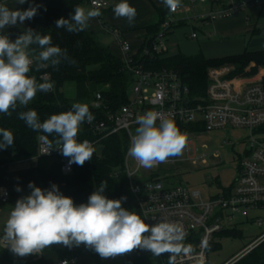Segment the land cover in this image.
I'll return each instance as SVG.
<instances>
[{"label":"built area","instance_id":"1","mask_svg":"<svg viewBox=\"0 0 264 264\" xmlns=\"http://www.w3.org/2000/svg\"><path fill=\"white\" fill-rule=\"evenodd\" d=\"M183 1L193 6L208 5L209 11L198 16V19L206 24L231 19L249 9L264 8V0ZM90 6L99 11L106 10L110 7V1L90 0ZM189 10L185 4H180L175 11L170 10V14L178 15ZM180 22L164 21L151 45L144 50L143 61L136 60L138 54L132 53L130 45L123 40L118 30L108 29L120 45L121 61L126 72L132 76V96L128 95L127 103L112 111L98 92L92 107L102 118L85 121V126L96 138L81 139L79 129L77 140H88L93 148L100 149L103 148V140L125 135L127 144L121 172L127 179L141 218L149 225L163 220L177 223L185 233L182 244L188 251L174 256L169 253L157 256L159 264H169L170 259L171 264H208V253L218 234L230 229L237 218L248 219L251 213L264 210V85L260 83V78L234 76V66L212 67L207 71L205 96L192 99L190 88L178 70L149 68L146 64L148 60L155 62L157 57H169L166 55L168 35ZM191 37L198 38L197 32H193ZM41 79L49 82L47 74L42 75ZM150 110L158 112L162 118L172 119L179 130L248 131L246 153L243 158H239L238 175L232 186L205 200L200 192L182 185L166 186L165 178L157 173L173 162L166 159L149 168L140 165L131 157L128 149L138 127L136 120ZM44 136L46 134L39 132L37 157L57 160L60 172L65 177L74 174L75 164L69 166L68 158L58 149L46 153L49 149L41 138ZM47 139L50 141L48 136ZM53 147H56L55 143ZM193 162L206 165L209 162V154L198 156ZM10 197L9 189L0 185V207L6 204ZM252 222L259 228L264 226V218L259 215L253 217ZM2 237L0 233V238ZM263 242L264 233L226 264H236ZM7 250L9 248L5 247V242L0 239V264L2 253ZM65 261L67 264L77 263V260L71 257L63 259L59 264H64Z\"/></svg>","mask_w":264,"mask_h":264},{"label":"clouds","instance_id":"2","mask_svg":"<svg viewBox=\"0 0 264 264\" xmlns=\"http://www.w3.org/2000/svg\"><path fill=\"white\" fill-rule=\"evenodd\" d=\"M26 2L17 0L21 5ZM162 2L171 11L180 5V0ZM38 7L29 5L26 10H13L0 4V32L33 19L38 14ZM113 12L117 18H125L129 25L134 23L137 15L135 7L127 0H120ZM100 15L97 9L76 6L69 18L61 17L56 21V27L72 33L81 32L91 19ZM33 45L41 50L37 53L36 48L31 47ZM33 55L36 70L56 67L63 61L72 62L66 49L54 46L50 36H42L31 28L24 30L14 41L7 34H0V114L11 116L18 106L26 108L37 92L52 89V83H38L35 77L28 75L34 63ZM18 116L30 129L46 134L41 137L49 149L46 153L58 149L68 158L69 166H83L92 160L94 149L90 142L77 140L81 124L94 119L87 104L74 103L70 110L53 114L43 122L32 109L21 111ZM136 123L138 127L131 138L128 154L140 165L150 168L181 154L186 136L172 119L162 118L158 112L150 110L139 116ZM47 136L55 137V148ZM14 140L10 130L0 128V149L12 146ZM28 188L30 194L16 201L0 238L15 256L40 254L52 245L69 248L84 245L102 259L114 258L137 248L156 256L164 253L174 256L188 251L182 244L185 233L181 225L166 220L154 225L145 223L135 211L122 207L126 197L114 200L103 195L106 181H102L88 197L87 203L79 205L64 196L55 184L50 189H41L29 182ZM16 190L21 189L17 187Z\"/></svg>","mask_w":264,"mask_h":264},{"label":"trees","instance_id":"3","mask_svg":"<svg viewBox=\"0 0 264 264\" xmlns=\"http://www.w3.org/2000/svg\"><path fill=\"white\" fill-rule=\"evenodd\" d=\"M87 3L88 0H27L26 2V9L29 5L39 6L38 14L33 19L27 20L28 28L42 36H50L54 46L67 50L72 62L63 61L56 67L48 66L36 70V57L32 56L34 63L28 75L35 77L38 83H44L41 76L47 74L53 87L48 92H37L26 108L18 106L11 116L1 115L0 128L10 130L15 138L12 146L0 149V180L2 181L7 177L9 167L13 163L23 159L37 158L39 132L30 129L19 118V112L35 110L40 121L43 122L53 114L70 110L74 103H85L93 117L100 119L102 115L92 107L98 92L102 94L108 108L112 111L127 103L133 79L131 74L126 72L123 62L113 54L109 46L101 42L88 27L76 33L56 27L58 19L69 18L76 6L85 8ZM156 14L159 15L158 20L145 28L147 37L136 60H144V50L151 45L159 33L160 25L166 20L170 10L166 6L161 9L156 8ZM99 21L106 29H111L103 15L99 16ZM183 25L185 23L180 22L178 26ZM31 47L36 48L37 53L41 50L35 45ZM146 64L149 68L158 70L162 68L178 70L183 81L190 88L192 99L205 96L207 71L212 67L234 66V76L260 78V83L264 85V48L246 49L238 55L214 59L207 58L204 54L193 57L182 55L157 57L155 62L148 60ZM79 133L81 139L95 140L96 138L85 126V122L81 124ZM48 138L54 143V136H48ZM126 144L125 135L103 140L101 142L103 151L93 148L92 160L86 161L83 166L75 164L74 174L68 177L61 174L58 161L52 159V165H42L39 168V187L50 189L51 185L55 184L64 196L72 198L74 204L79 205L87 203L88 197L99 188L102 181H106L107 188L103 195L114 200L126 197L123 203L128 205L130 211H135L141 217L129 190L127 179L121 172ZM225 234L241 236L236 229H228L218 234V237H223ZM212 247L215 246L212 244L210 249ZM137 250L143 251L144 256L134 261V264H159L156 255L144 249L137 248ZM46 251L47 248L43 250V252ZM89 252H93L99 262L100 256L94 250H88ZM80 254L82 252L74 255ZM60 257L71 258L72 255L60 252ZM1 258V264H45L44 258L39 260L23 258L15 256L10 251L3 252ZM236 264H264V242Z\"/></svg>","mask_w":264,"mask_h":264},{"label":"rangeland","instance_id":"4","mask_svg":"<svg viewBox=\"0 0 264 264\" xmlns=\"http://www.w3.org/2000/svg\"><path fill=\"white\" fill-rule=\"evenodd\" d=\"M115 2L116 0H111L110 7L107 10L111 9ZM180 4H185L190 10L178 15L169 14L166 17L168 21L185 23L183 26L175 27L168 35L167 56L193 57L204 54L207 58L214 59L238 55L246 49H252L249 43L250 37L216 34L213 24L217 21L212 22L211 25H206V22L199 20V14H206L209 11L208 5L193 6L183 0H180ZM258 13V9L251 10V27L257 25V28L262 29L264 28V18L258 22ZM158 18L159 15L156 14V21ZM238 20L240 18L235 21ZM163 23L164 21L159 29H161ZM231 23L232 20L230 19L222 22L224 26ZM193 32H197L198 38L193 39L191 37ZM110 37L114 38L111 35ZM129 96H132L131 90H129ZM180 132L186 136L185 147L180 155L167 158L168 161L173 163L165 165V168L157 173V175L165 178L166 186L182 185L200 192L205 200L221 193L224 189H229L238 175L239 158L245 156L247 149L245 143L249 137V132L239 129L215 132L180 130ZM204 154H209L208 164H195L193 162V159ZM44 162L47 166L53 164L52 159H44ZM18 166L16 165V167ZM258 215L264 218V210L251 213L248 219L237 218L234 221V225L230 226V229L236 227L241 236L236 237L229 234H225L223 237L216 236L213 242L215 247H212L208 253V264H226L230 262L254 240L259 238L264 233V226L259 228L252 222L253 217ZM50 255L51 252L46 251L23 258H33L34 260L44 258L47 261L50 260ZM143 256V251L134 249L114 258L102 259L100 257L99 262H97L93 252H89L86 256L87 262L83 264H134V261Z\"/></svg>","mask_w":264,"mask_h":264},{"label":"crops","instance_id":"5","mask_svg":"<svg viewBox=\"0 0 264 264\" xmlns=\"http://www.w3.org/2000/svg\"><path fill=\"white\" fill-rule=\"evenodd\" d=\"M111 1V0H109ZM120 0H116L115 5L119 3ZM127 2L135 7L137 15L135 17L134 23L129 25L125 18H117L113 12V6L109 10H101V15L104 16L105 21L107 22L109 28L118 30L123 37V40L128 43L131 47V51L134 55L138 54L142 45L145 42V38L147 37L146 27L152 25L156 21V8L161 9L165 5L162 0H127ZM0 4H4L10 9H26V3L18 4L17 0H0ZM85 9H93L90 6V0L85 5ZM258 9V19L259 22L262 18H264V8H254ZM249 9L246 14L242 13L237 15L240 20H237V16L231 18L232 23L228 26H224L222 22L225 20H217L213 24L214 32L216 34L221 35H234V36H247L250 37L249 43L252 46V49H263L264 48V28L259 29L257 25L252 26V15L250 14L251 10ZM229 20V19H228ZM211 25V24H206ZM89 30H91L95 36L104 44L108 45L113 54L121 60L122 52L120 45L118 42L111 38L112 34L106 29L102 23L99 21V16L89 21L88 24ZM28 29L27 20L23 22V24H17L16 26L6 28L0 34H7L11 40H15L19 35L23 33L24 30ZM211 34L213 32H210ZM263 33V34H262ZM113 37V36H112ZM114 39V40H113ZM45 158H30L23 159L18 161L19 164H12L9 167L7 177L4 180H0V185L9 189L11 193L10 200L1 205L0 209V233L3 235V228L5 222L14 208L15 203L18 199L27 196L30 194L31 189L28 188L29 182H33L35 186L39 187V168L42 165H46L44 162ZM15 165V167H13ZM16 165H19L16 167ZM12 167V168H11ZM17 187L21 190L17 191ZM122 207L129 210V207L126 203L122 202ZM89 248L84 245H80L79 247H66L63 245H52L47 248V252H51L50 260L45 261V264H59L64 258L60 257V252L64 254H71L73 258L77 260L76 264H83L87 262V254ZM78 252H82L80 255H74ZM45 256V255H44Z\"/></svg>","mask_w":264,"mask_h":264},{"label":"water","instance_id":"6","mask_svg":"<svg viewBox=\"0 0 264 264\" xmlns=\"http://www.w3.org/2000/svg\"><path fill=\"white\" fill-rule=\"evenodd\" d=\"M99 150H100V151H103V148H100Z\"/></svg>","mask_w":264,"mask_h":264}]
</instances>
